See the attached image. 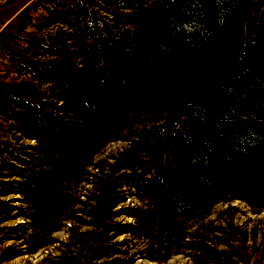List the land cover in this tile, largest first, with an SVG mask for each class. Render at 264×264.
<instances>
[{"label":"rangeland","instance_id":"rangeland-1","mask_svg":"<svg viewBox=\"0 0 264 264\" xmlns=\"http://www.w3.org/2000/svg\"><path fill=\"white\" fill-rule=\"evenodd\" d=\"M140 2L137 21L98 0H0V264H264V0ZM91 14L136 31L125 57L101 61L75 28ZM87 66L104 94L47 158L35 106Z\"/></svg>","mask_w":264,"mask_h":264},{"label":"trees","instance_id":"trees-1","mask_svg":"<svg viewBox=\"0 0 264 264\" xmlns=\"http://www.w3.org/2000/svg\"><path fill=\"white\" fill-rule=\"evenodd\" d=\"M102 1L108 8L118 5L120 9L129 12L133 17L137 18V21L147 17V5H144V3L140 4V0H98L97 4ZM153 6L155 9L154 13L157 14L166 8V3L160 6ZM108 14L111 13L108 12ZM77 16L81 19L80 14ZM80 19L76 21L75 28L79 30L81 25H84L80 31H83L85 27L92 29V37L90 35L89 38H93L94 41L102 45L99 58L105 64L109 65L114 60L125 57L136 43V31L128 26L117 27L114 15L101 18L97 14H91L90 17L86 16L84 20L79 21ZM130 25L133 24L130 23ZM101 27L102 30L100 29ZM263 40L264 16L260 20L256 34L251 39L252 42H257L256 52L252 55V58L256 62H262L264 65ZM74 71L77 72V75L72 77L74 81L68 85L64 94L61 95L58 105L46 101L40 107L35 106L37 120L33 125V130L28 135V139L38 143V147L35 149L38 151L45 150L47 158L55 154L63 144L70 141L81 127L83 116L97 105L104 94L107 82L105 68L87 66ZM258 71V74H261L264 69L260 67ZM69 78L67 77L65 80L69 81ZM261 81L264 82V73ZM262 91L264 90L262 89ZM134 179L130 186L139 190L140 186L137 184L136 179L142 180V178L135 177Z\"/></svg>","mask_w":264,"mask_h":264}]
</instances>
